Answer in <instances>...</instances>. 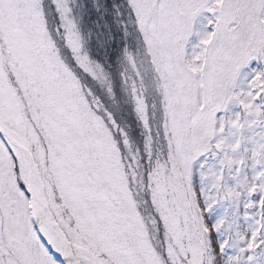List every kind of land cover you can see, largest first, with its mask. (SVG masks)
<instances>
[{
    "label": "snow or ice",
    "instance_id": "6c2138e0",
    "mask_svg": "<svg viewBox=\"0 0 264 264\" xmlns=\"http://www.w3.org/2000/svg\"><path fill=\"white\" fill-rule=\"evenodd\" d=\"M127 8L139 48L124 83L143 152L104 103L112 83L82 50L71 0H0V264H209L230 246L209 214L240 195L254 222L241 252L264 247V143L249 179L243 137L264 125V0ZM148 73L162 81L155 126Z\"/></svg>",
    "mask_w": 264,
    "mask_h": 264
},
{
    "label": "trees",
    "instance_id": "16d2710c",
    "mask_svg": "<svg viewBox=\"0 0 264 264\" xmlns=\"http://www.w3.org/2000/svg\"><path fill=\"white\" fill-rule=\"evenodd\" d=\"M71 8L77 27L84 36V41L82 35L81 38L88 49L90 59L99 62L106 69L115 93L122 85L123 70L130 69L126 53L135 52L133 43L130 44L129 50H126L121 41L117 47L115 42H112L118 35L116 20L124 22L121 0H101L100 3L94 0H71ZM125 25L134 27L126 23Z\"/></svg>",
    "mask_w": 264,
    "mask_h": 264
},
{
    "label": "rangeland",
    "instance_id": "374dc122",
    "mask_svg": "<svg viewBox=\"0 0 264 264\" xmlns=\"http://www.w3.org/2000/svg\"><path fill=\"white\" fill-rule=\"evenodd\" d=\"M121 6H122V12H123L124 17H125V18L123 17L124 23H126L127 25H131V23L129 21V16H128L127 0H121ZM195 31H199L202 33L205 31V28L198 30L196 27ZM120 37H121V42H122L123 48H125L126 50H129L130 44L133 43L135 53L137 52V50L139 48L137 35L133 39H130L124 32H120ZM195 43H196V37L193 36V38H192V40L188 46L190 52L192 50V45ZM120 57L122 59V56H120ZM125 78H126V76L123 77L124 80H125ZM146 79H147L146 90H148L152 93L151 94L152 97L148 96V99L149 100L158 99L157 95L161 93L160 84L162 85V81L160 80L159 76L155 77L152 73H148ZM127 90H130V82L128 85H126L124 83L119 88L116 89V92L113 93V96H112V101H111L112 105H110L111 106L110 108H112L116 112L117 117H119L120 120L124 124H127V119L136 118V115L134 114L135 110L132 107L131 102L128 99L127 94H125ZM113 99H115V100H113ZM160 119H161V117H159V109H157V112L155 113V123L158 124ZM126 129H127V131H130L129 127H127ZM251 129H253V125L248 126L247 139H246V143H245L246 148L249 150L248 151L247 168L245 169V173L249 179L251 178V176L253 174L254 167H256L254 165L252 159H251V151L250 150L253 148V145L255 143L251 139V132H252ZM146 133H147L146 130L143 128V134L145 135ZM258 143H260V140L258 141ZM157 147H158V145H157ZM197 177H199L198 173H197ZM199 183H200L199 178H197V184L199 185ZM244 199H245V197L243 195H241L239 197L240 209H239V213H238V233H240V236L238 235L237 238H234V240L238 242V243H236V246L239 245L240 251H241V249H245L246 244H247L246 237L251 234L253 227H254V226H252L251 223H248V222H246V220L243 219L244 218V214H243L244 211L242 212V210H243ZM203 211H205V210L202 209V212ZM212 216H214V215H212ZM211 217H209V218L211 219ZM216 220H217V218L214 216L213 221L215 222ZM242 225L243 226L246 225L244 229H242V227H241ZM211 231H213L212 228H210V232ZM215 239L216 238L214 237L213 238V245L215 244ZM213 251H215V247H213ZM241 254H242V259L240 261V264H252V262H251L253 259V257H252L253 252L252 251L251 252L244 251L243 253L241 252ZM216 255H217V257H219V253H217ZM213 264H226L225 254L223 255L222 258L216 259L213 262Z\"/></svg>",
    "mask_w": 264,
    "mask_h": 264
}]
</instances>
